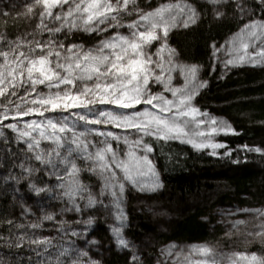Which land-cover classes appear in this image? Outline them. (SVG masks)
Here are the masks:
<instances>
[{
    "label": "trees",
    "instance_id": "obj_1",
    "mask_svg": "<svg viewBox=\"0 0 264 264\" xmlns=\"http://www.w3.org/2000/svg\"><path fill=\"white\" fill-rule=\"evenodd\" d=\"M184 1L194 6V20L183 28H168L164 35V48L198 71L194 82L180 88L181 95L198 114L226 119L231 130L212 136L213 151L163 138L150 129L142 134L140 144L160 183L149 201L172 218L163 223L158 216L135 212L138 197L128 193L122 216L130 226L119 235L138 243L141 257L149 258L154 249L169 243L205 244L253 253L264 264L263 231L252 240L243 237L244 232L228 236L219 227L211 228L210 218L217 205H264V155L247 152L264 148V68L251 59L224 75L213 71L212 49L237 35L244 21L230 4L213 20L208 4ZM242 3L254 19L264 22V0ZM52 4L41 11L0 16V264H89L87 257L78 256L76 237L91 234L110 244L111 216L102 207L111 200L119 204L117 196L122 195L114 179L111 184L92 173L89 154L97 150L98 137L90 125L83 124L86 129L79 133L76 124L81 119L71 113L90 102L78 89V80L103 76L94 68L86 70L98 60L85 52L99 39L98 18L86 24L69 19L61 23ZM119 9L124 18L130 15L128 2L121 1ZM138 45L139 51L143 45L158 49L153 37L136 41L132 50ZM65 50L70 60L59 72L56 59ZM148 62L144 59L120 77L140 81L148 73ZM64 74L69 86L44 95L43 87ZM94 155L102 158L98 152ZM84 214H90L86 221ZM257 226L258 220L252 219L249 229ZM102 264L129 263L126 255L112 251Z\"/></svg>",
    "mask_w": 264,
    "mask_h": 264
},
{
    "label": "rangeland",
    "instance_id": "obj_2",
    "mask_svg": "<svg viewBox=\"0 0 264 264\" xmlns=\"http://www.w3.org/2000/svg\"><path fill=\"white\" fill-rule=\"evenodd\" d=\"M121 1L129 4L128 17L124 18L125 15L119 13L120 9L117 10ZM199 1L210 6L213 20L220 19L222 8L230 4L234 14L244 21L237 35L212 49V70L217 68L219 74L224 75L245 66L251 59L255 66L264 68V22L254 19L242 0ZM50 2H53L52 8L57 9L58 22L69 19L86 24L92 17L98 18L99 29H96L99 39L85 50L98 56V60L92 63L96 66L89 64L85 68H94L103 76L78 80V89L90 96V102L84 107H76L71 113L78 121L81 119L79 126L76 124V128L81 129L79 133L83 132V127L86 129L83 124L90 125L94 127L95 137H98L94 144L97 150L89 154L92 173L99 180L110 179L111 184L114 179L122 194L117 196L119 204L111 200V204L102 207V211L111 216V229H108L110 244L98 241L95 235L83 236L80 233L76 237L80 250L78 256L87 257L89 264H102L112 251L126 255L129 264H146L148 259L151 264H261L260 258L253 253L244 254L233 248L205 244L169 243L154 249L149 258L145 255L141 257L142 248L138 243L119 235L130 226L122 216L128 193L138 197L135 212L158 216L163 223L172 218L149 201L150 196L158 191L160 183L140 144L142 134L150 129L163 138L190 143L196 149L209 146L213 151L215 144L209 145L214 142L212 136L230 133L231 130L226 119L212 114H198L189 98L182 97L180 88L194 82L198 71L194 66L178 62L173 52L164 48V35L168 28H183L192 22L196 13L194 6L184 0H0V16L13 11H41ZM152 18L155 20L149 22ZM148 37L155 39L157 50L153 52L145 45L141 51L139 45L132 50L133 43ZM68 54L66 50L60 52L56 59L59 72H62V65L70 60ZM144 59L150 65L145 68L148 73L144 78L136 81L120 77V74L126 75L132 68L140 66ZM67 77L64 74L55 84L44 86V95L50 90L68 87ZM147 84L149 86L146 87ZM114 93L116 97H113ZM96 152L102 158H97L94 155ZM247 152L264 155V148H249ZM100 191L102 193L103 183ZM20 209L26 218L27 213L23 207ZM82 218L86 221L90 214H84ZM82 218L79 217V220ZM210 218L214 223L211 228L219 227L228 236L244 232L243 237L252 240L257 233L259 236L260 232H264V205L256 208L236 204L217 205ZM254 218L258 220V226L249 229ZM72 233H77V230Z\"/></svg>",
    "mask_w": 264,
    "mask_h": 264
},
{
    "label": "bare ground",
    "instance_id": "obj_3",
    "mask_svg": "<svg viewBox=\"0 0 264 264\" xmlns=\"http://www.w3.org/2000/svg\"><path fill=\"white\" fill-rule=\"evenodd\" d=\"M154 20H155V18H152L149 22H153ZM149 22H148V23H149Z\"/></svg>",
    "mask_w": 264,
    "mask_h": 264
}]
</instances>
